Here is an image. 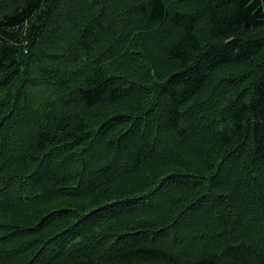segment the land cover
<instances>
[{"label":"trees","instance_id":"obj_1","mask_svg":"<svg viewBox=\"0 0 264 264\" xmlns=\"http://www.w3.org/2000/svg\"><path fill=\"white\" fill-rule=\"evenodd\" d=\"M0 264H264V0H0Z\"/></svg>","mask_w":264,"mask_h":264},{"label":"bare ground","instance_id":"obj_2","mask_svg":"<svg viewBox=\"0 0 264 264\" xmlns=\"http://www.w3.org/2000/svg\"><path fill=\"white\" fill-rule=\"evenodd\" d=\"M231 76V75H230ZM129 118V117H128ZM189 162V161H188ZM235 177V176H234ZM236 183V182H235Z\"/></svg>","mask_w":264,"mask_h":264}]
</instances>
